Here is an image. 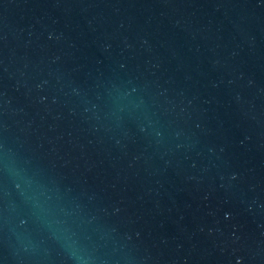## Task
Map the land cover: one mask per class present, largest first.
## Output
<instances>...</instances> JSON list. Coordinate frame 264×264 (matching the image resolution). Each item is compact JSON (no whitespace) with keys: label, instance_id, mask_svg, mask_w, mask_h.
<instances>
[{"label":"water","instance_id":"water-1","mask_svg":"<svg viewBox=\"0 0 264 264\" xmlns=\"http://www.w3.org/2000/svg\"><path fill=\"white\" fill-rule=\"evenodd\" d=\"M0 264H264V0H0Z\"/></svg>","mask_w":264,"mask_h":264}]
</instances>
